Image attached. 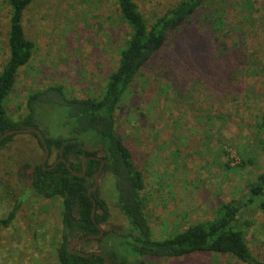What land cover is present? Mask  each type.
I'll return each mask as SVG.
<instances>
[{"label":"rangeland","instance_id":"obj_1","mask_svg":"<svg viewBox=\"0 0 264 264\" xmlns=\"http://www.w3.org/2000/svg\"><path fill=\"white\" fill-rule=\"evenodd\" d=\"M135 1L150 25L180 0ZM11 12L9 1L0 0V72L9 58ZM192 21L202 33L211 28L214 36L208 38L222 48L241 50L221 84L201 80L204 75L198 71L171 72L152 63L135 77L117 111V132L144 175L145 212L156 239L215 218L218 209L234 199H248L251 185L264 172L259 141L264 113V0H206ZM22 22L34 49L5 102L14 120L27 115L31 93L52 84H63L73 97H99L130 36L115 0H32ZM208 67L207 77L216 76V65ZM37 114L50 136L76 134L65 109L41 105ZM77 136L88 148L99 150L92 133ZM43 158L44 149L32 133H18L0 146V220L17 201L21 204L9 225L0 223V264L57 263L62 199L43 198L30 190L33 166ZM55 158L50 155L47 162ZM99 187L111 210L104 229L123 227L126 220L116 205L111 174L107 180L100 177ZM252 212L245 215L249 220L243 224L245 238L264 260V210ZM99 246L114 248L131 264L142 258L119 239L108 237ZM146 261L245 264L220 253Z\"/></svg>","mask_w":264,"mask_h":264},{"label":"trees","instance_id":"obj_2","mask_svg":"<svg viewBox=\"0 0 264 264\" xmlns=\"http://www.w3.org/2000/svg\"><path fill=\"white\" fill-rule=\"evenodd\" d=\"M8 1L12 12L7 40L9 58L0 72V135L13 129L38 127L45 135L50 155L56 156L52 163L35 164L30 182V190L40 197L62 199L63 232L57 248L56 264H103L105 258L109 264H131L126 256L119 255L114 248L101 249L99 244L102 245L108 237L114 241L119 239L121 245H127L129 251L142 257L134 264H148L147 257L178 259L210 253L227 254L245 264H264V260L256 256L248 245L243 228V224H249V220L245 219L249 211L256 208L264 210V172L251 185L248 199H234L223 204L215 218L193 224L172 236L156 239L145 212L142 191L146 184L143 172L134 164L129 146L116 128L117 111L124 95L146 65L156 63L171 72L187 70L194 74L198 71L204 75L201 80L210 82L212 86L221 84L241 50L222 48L221 43L213 42L211 28L202 33L192 24V19L206 0H180L150 25L135 0H115L122 20L130 28V36L125 41L119 64L110 75L103 93L99 97H73L63 84H52L28 96V112L21 120L9 116L5 102L14 88L19 69L28 64L33 55L34 43L26 37L22 22L24 11L32 0ZM213 64L216 65L217 75L207 77L208 66ZM194 79L200 80L198 76ZM41 105L65 109L75 123L76 134L50 136L47 130L42 129L37 114ZM85 133L93 134L101 154L97 149L88 148L87 142L77 136ZM32 134L44 149L39 137ZM16 135L2 139L0 146L7 145ZM259 135L264 149V113L259 123ZM90 155L103 157L105 165L100 176L102 179L107 180L110 174L114 178L116 205L126 224L121 228L105 230L101 238L88 239L77 245L75 249L93 253L85 257L71 252L70 243L89 234H99L97 223L104 227L111 216L110 206L101 197L99 186L92 190V196L96 199V212L94 218L92 216L94 202L89 189L95 184V174L101 166V160L89 157L83 174V158ZM60 158L67 159L79 175L74 174ZM20 206V201H17L0 223L9 225ZM251 214L253 216L255 212ZM91 245L94 248L87 250L86 247ZM97 251L104 255L96 254Z\"/></svg>","mask_w":264,"mask_h":264},{"label":"water","instance_id":"obj_3","mask_svg":"<svg viewBox=\"0 0 264 264\" xmlns=\"http://www.w3.org/2000/svg\"><path fill=\"white\" fill-rule=\"evenodd\" d=\"M18 133H34L36 134L40 141L42 142L43 146H44V158H43V163L45 164L50 156V148L46 142V138H45V135L44 133L42 132V130L38 127H24V128H18V129H13V130H10L2 135H0V141L2 139H4L5 137L9 136V135H12V134H18ZM91 157V158H97V159H100L101 160V166L99 168V170L96 172L95 174V184L90 187L89 189V194L91 195L92 197V200L94 202V207H93V211H92V216L94 218L95 216V212H96V199L94 196H92V190L98 188L99 184H100V176H101V173L103 171V167L105 165V162H104V159L103 157H100V156H96V155H90V156H85L83 158V161H82V167H83V174L86 172V161L87 159ZM59 160H63L66 162L67 166L70 168V170L76 174V175H79L70 165L69 161L65 158H60ZM56 163H54V165L52 167L55 166ZM81 174V175H83ZM96 221V220H95ZM97 223V222H96ZM98 227H99V230H100V233L99 234H89V235H86V236H83V237H80V238H77L75 240H73L71 243H70V246H69V249L71 252H77L79 253L80 255L82 256H91L93 253L89 252V253H85L83 251H80V250H77L75 249V247L81 243H83L84 241L88 240V239H98V238H101L103 237L104 235V232H105V229L102 225L98 224ZM96 254H100V255H104L102 252L100 251H97L95 252ZM108 263V259L105 258V261L103 264H107Z\"/></svg>","mask_w":264,"mask_h":264},{"label":"flooded vegetation","instance_id":"obj_4","mask_svg":"<svg viewBox=\"0 0 264 264\" xmlns=\"http://www.w3.org/2000/svg\"><path fill=\"white\" fill-rule=\"evenodd\" d=\"M46 164V163H45Z\"/></svg>","mask_w":264,"mask_h":264}]
</instances>
